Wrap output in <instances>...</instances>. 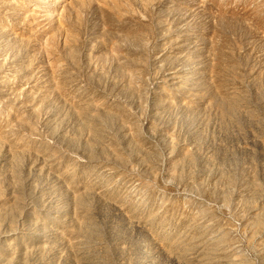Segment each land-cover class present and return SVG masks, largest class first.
I'll return each mask as SVG.
<instances>
[{
  "label": "rangeland",
  "instance_id": "obj_1",
  "mask_svg": "<svg viewBox=\"0 0 264 264\" xmlns=\"http://www.w3.org/2000/svg\"><path fill=\"white\" fill-rule=\"evenodd\" d=\"M0 264H264V0H0Z\"/></svg>",
  "mask_w": 264,
  "mask_h": 264
}]
</instances>
